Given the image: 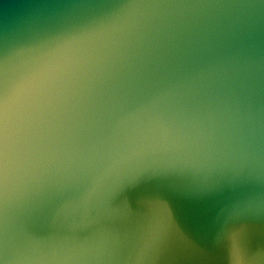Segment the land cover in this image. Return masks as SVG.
Listing matches in <instances>:
<instances>
[{"label":"clouds","instance_id":"obj_1","mask_svg":"<svg viewBox=\"0 0 264 264\" xmlns=\"http://www.w3.org/2000/svg\"><path fill=\"white\" fill-rule=\"evenodd\" d=\"M261 8L258 0H123L6 54L3 264H158L170 215L150 201L133 207L129 193L161 170L246 177L247 207L258 208V64L233 45L251 37ZM214 18L227 29L218 32ZM229 245L228 264H264V243L254 247L245 229Z\"/></svg>","mask_w":264,"mask_h":264},{"label":"water","instance_id":"obj_2","mask_svg":"<svg viewBox=\"0 0 264 264\" xmlns=\"http://www.w3.org/2000/svg\"><path fill=\"white\" fill-rule=\"evenodd\" d=\"M123 0H0V61L12 49L43 43L89 19L104 15ZM164 3H225L227 0H142ZM264 5V0H258ZM218 32L228 21L213 19ZM242 47L257 61L253 82V110L257 137L264 160V8L259 10L256 28ZM0 76V89H2ZM246 177L229 172L212 175L159 171L142 180L129 193L133 207L141 201L160 204L169 213L170 224L161 238L158 264H228L229 236L245 229L252 245L264 243V192L258 208L247 207L250 187ZM264 185V166L259 177ZM120 203V198L115 204ZM137 217L124 227L141 223ZM40 223H44L41 217ZM0 264L3 259L0 257Z\"/></svg>","mask_w":264,"mask_h":264}]
</instances>
